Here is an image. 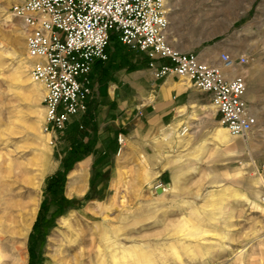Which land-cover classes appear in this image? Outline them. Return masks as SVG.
<instances>
[{"label":"rangeland","instance_id":"374dc122","mask_svg":"<svg viewBox=\"0 0 264 264\" xmlns=\"http://www.w3.org/2000/svg\"><path fill=\"white\" fill-rule=\"evenodd\" d=\"M17 1L0 0V190H10L0 192V264H264V0H168L177 49L213 62L222 51L249 56L236 74L259 123L244 137L227 130L229 148L217 141L225 126L207 93L156 78L116 38L89 114L45 133L46 91L32 82ZM108 130L117 143L101 138ZM78 147L89 152L62 199L48 180ZM5 199H35L33 218L13 206L8 219Z\"/></svg>","mask_w":264,"mask_h":264},{"label":"built area","instance_id":"2783aa9c","mask_svg":"<svg viewBox=\"0 0 264 264\" xmlns=\"http://www.w3.org/2000/svg\"><path fill=\"white\" fill-rule=\"evenodd\" d=\"M12 8L28 29L31 74L46 87L45 133L63 132L74 117L89 114L94 64L109 60L113 38L140 53L156 78L175 75L207 93L230 134L244 137L258 126L246 77L233 73L248 54L222 51L213 62L177 49L168 39V0H18Z\"/></svg>","mask_w":264,"mask_h":264},{"label":"bare ground","instance_id":"6f19581e","mask_svg":"<svg viewBox=\"0 0 264 264\" xmlns=\"http://www.w3.org/2000/svg\"><path fill=\"white\" fill-rule=\"evenodd\" d=\"M28 59L31 61V63H32V66H33V58L32 57H30L29 56V54H28ZM31 69H32V67H31ZM237 68H235L234 70H233V73H235L236 74V72H237V70H236ZM32 75V74H31ZM32 77H33V75H32ZM33 79V84H34V87L36 88V90L39 92L42 88H44L45 87V84L42 82V81H39V80H36L34 77L32 78ZM182 80H185V79H183V78H181ZM36 80V81H35ZM184 83V82H183ZM182 83V84H183ZM185 83H187V84H189L190 85V82L189 81H185ZM44 86V87H43ZM45 91H46V87H45ZM46 95V94H45ZM246 95H247V92H246ZM246 95H245V97H246ZM37 96V95H36ZM40 101V100H39ZM212 107L215 109V107H214V105L212 104ZM181 111H183V109H181V110H179V112H181ZM216 111V110H215ZM255 115V114H254ZM256 116V115H255ZM257 117V116H256ZM44 120H46V116H45V119H42L41 120V122L39 121V124L41 125L42 124V122L44 121ZM45 122V121H44ZM37 129V128H36ZM39 130H40V126H39V128H38ZM37 129V130H38ZM187 131H188V129H187V127H183L182 128V132H179L178 134H177V136L179 137V140H181L182 142H186L187 141V138H186V133H187ZM215 136H216V138H217V141L218 142H220L221 144H225L228 148H229V144H226V143H228L229 141H230V139H229V133H228V131H227V128L226 127H218L217 128V131H216V133H215ZM124 142V141H123ZM122 153V149H121V152H120V154ZM34 184V183H33ZM35 186V185H34ZM120 189V188H119ZM10 190H9V188L8 187H2V189L0 190V192H2L3 194H5V195H8L10 192H9ZM119 192V191H118ZM9 196V195H8ZM3 205V204H2ZM1 205V206H2ZM13 206H19L20 207V212H23V215H25V216H28V218H33V215H34V211H35V209H36V200L35 199H31V200H24V199H19L18 201H16V203H12L11 202V200L10 199H5V202H4V208H5V216L9 219V218H11L12 217V214H13V212L12 211H9V210H11L12 209V207ZM3 211H4V209H2ZM12 213V214H11ZM4 214V213H3ZM5 217V218H6ZM6 220V219H5ZM17 221V220H16ZM16 227V226H15ZM17 234V233H16ZM11 241H13L12 243H14V245H13V248L15 249V250H17V252H20V249L18 248V246L17 245H15V242H16V240L15 239H11ZM10 241V242H11ZM1 248V247H0ZM115 248H119V246H117V247H115ZM11 250H13V249H11ZM123 251V250H122ZM117 252H119V250L117 249ZM117 252H116V254H117ZM14 253V252H13ZM12 253V254H13ZM15 254V253H14ZM115 254V255H116ZM3 251L0 249V261L2 260V258H3ZM13 257V256H12ZM11 257V258H12ZM117 257V256H116Z\"/></svg>","mask_w":264,"mask_h":264},{"label":"trees","instance_id":"16d2710c","mask_svg":"<svg viewBox=\"0 0 264 264\" xmlns=\"http://www.w3.org/2000/svg\"><path fill=\"white\" fill-rule=\"evenodd\" d=\"M88 152H89V148L78 147L76 149V152L71 155V158L64 162L61 171L52 175V177L48 180V189L52 190L55 195H57L60 191V197L63 199V187L68 172L72 168L74 162L79 160L82 155H85ZM39 224L40 221L38 219L35 226H39ZM30 264H33V262H31Z\"/></svg>","mask_w":264,"mask_h":264},{"label":"crops","instance_id":"0c3cea01","mask_svg":"<svg viewBox=\"0 0 264 264\" xmlns=\"http://www.w3.org/2000/svg\"><path fill=\"white\" fill-rule=\"evenodd\" d=\"M107 62V61H106ZM106 62H104V61H96V63L94 64V68H93V71H92V78H93V80H94V84H96L97 83V79H98V77H99V73H101V74H103V73H105V74H107V73H109V68H108V66H107V63ZM104 71H106V72H104ZM152 72V71H151ZM124 74H125V71L122 69L121 70V73H120V75L121 76H124ZM235 74V73H234ZM184 84H186V83H184ZM95 86V85H94ZM173 86H175L174 84H173ZM176 87V86H175ZM112 97L114 98L115 96L114 95H112ZM131 99H129V101H130ZM132 101V100H131ZM134 101V100H133ZM90 107H91V101H90V105H89V111H90ZM110 111V110H109ZM114 113H116L114 110H112L111 112H110V114H109V116L110 117H112L113 115H114ZM107 114V113H106ZM73 120H74V118H73ZM111 120H109L108 122H110ZM178 124H181L182 123V121L181 120H179L178 122H177ZM184 127V126H183ZM103 137H112V139L113 140H111V138H109V142L110 141H114L115 143H117V140L114 138V136H113V132H111V130H108L105 134H103V135H101V138H103Z\"/></svg>","mask_w":264,"mask_h":264}]
</instances>
